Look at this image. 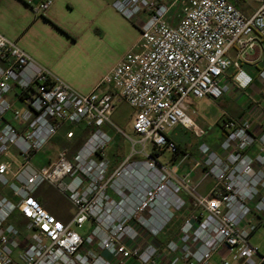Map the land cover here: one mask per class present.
Listing matches in <instances>:
<instances>
[{
    "label": "built area",
    "instance_id": "2783aa9c",
    "mask_svg": "<svg viewBox=\"0 0 264 264\" xmlns=\"http://www.w3.org/2000/svg\"><path fill=\"white\" fill-rule=\"evenodd\" d=\"M257 1L245 16L229 0H174L183 9L171 25L169 7L156 0H115L124 17H148L138 43L86 94L0 33V264H210L222 247H240L237 264H264L249 242L264 228V124L255 130L248 117L222 112L217 150L199 142L188 169L181 167L189 153L170 136L180 127L205 138L188 101L220 99L228 68L237 70V88L251 84L239 60L264 40V0ZM49 4L38 0L37 11ZM119 103L133 110L134 139L111 121ZM258 109L254 102L251 111ZM79 124L87 130L80 145L32 165L62 128ZM117 134L131 151L111 167L106 149ZM73 136L64 132L65 141ZM43 186L68 202V217L43 206ZM179 218L162 246L160 236Z\"/></svg>",
    "mask_w": 264,
    "mask_h": 264
},
{
    "label": "crops",
    "instance_id": "0c3cea01",
    "mask_svg": "<svg viewBox=\"0 0 264 264\" xmlns=\"http://www.w3.org/2000/svg\"><path fill=\"white\" fill-rule=\"evenodd\" d=\"M114 1L50 0L47 9L39 12L37 11L38 0H0V33L14 41L38 64L47 68L57 78L78 92L86 94L100 82L126 52L138 43L140 27L148 17L145 12H140L130 19L126 18L113 8ZM156 1L169 7L166 15L168 23L177 24L182 15L183 4L174 2V0ZM229 1L233 2V0ZM233 4L243 15L248 16L256 8L258 1L235 0ZM228 56L234 58L235 50H230ZM72 64H76L81 70L73 72ZM239 68L252 78V82L245 90H240L235 86L233 80L237 70L233 67L228 68L222 83L228 87L227 92H230L233 97L230 98V109L226 111L223 109L222 112L225 111L234 117H248L252 128L257 130L260 124H264V109L259 102L252 99L251 95L246 94V91L259 90L262 92L264 90V80L260 77V72L264 68V40H260L254 51L239 60ZM104 89L105 86H102L99 91ZM241 93L246 95L244 101H239L235 97ZM196 101L204 103L212 100L209 98L190 99L189 106L196 104ZM254 102L259 104V109L251 111ZM22 105L20 101L15 102V106L18 108ZM194 122L198 124L197 121ZM220 122L218 123L219 127ZM66 130H71L74 134L69 142L64 139ZM86 134L87 130L82 124L67 126L58 132L51 145H56L58 149L67 146L73 150L80 145ZM173 136L178 135L174 132ZM173 136L171 137L173 138ZM173 139L175 140V138ZM175 142L180 144V140H175ZM218 143L214 147L213 143L209 146L217 150ZM118 154L120 156H107L111 167L116 166L122 159V155L119 152ZM190 166L189 161L183 169H188ZM199 174V171L192 173L193 181H197ZM208 187L201 193L204 194ZM180 220L179 218L173 222L169 229L160 236L159 240L162 246L174 235ZM224 250V247L220 248L212 258Z\"/></svg>",
    "mask_w": 264,
    "mask_h": 264
},
{
    "label": "rangeland",
    "instance_id": "374dc122",
    "mask_svg": "<svg viewBox=\"0 0 264 264\" xmlns=\"http://www.w3.org/2000/svg\"><path fill=\"white\" fill-rule=\"evenodd\" d=\"M73 65V64H72ZM78 66L73 65V72H78ZM246 94L251 95L254 101L259 102L260 106L264 109V90L262 92L258 91H246ZM223 96V95H222ZM244 93L238 94L235 96L238 98L239 101H244L246 99ZM231 97L233 95L230 92L225 93V95L216 101H196V104L189 106L190 109L187 114L188 116L197 121L199 125L203 126L206 129V136L204 139L199 140L194 138L191 133L183 131L179 127L174 128L170 132V135L173 136L174 132L178 136H173L175 140H180L179 144V151L182 154L183 152L189 153V159L185 161L181 168H184V165L190 161V164L194 161V159H198V154L196 152L197 146L199 142L204 141L208 145L213 143V147L216 146L221 139V130L218 126V123L221 120V113L223 109L229 110L231 104ZM132 115L133 110L125 103L117 104L114 112L111 116L112 123L122 132H124L130 139L135 138V134L132 131ZM202 121V124H200ZM111 135V133H109ZM63 145V144H62ZM77 145V143H76ZM75 145V146H76ZM58 147L52 144L45 150H42L36 159L34 160L33 164L35 167L46 165L49 161H52L56 157ZM118 151L122 157L127 156L131 151L130 142L126 139L120 137V135H116L112 141V144L106 149V154L108 157H112L114 155L120 156ZM164 157L167 158L169 155L167 153L164 154ZM182 171V170H181ZM210 184V180L207 179L204 183L201 184L199 190L204 192V189L208 187ZM41 195L44 197V204L46 209L54 214L56 217L65 219L71 213L70 205L66 200L60 197L56 192L50 189L47 186H43L40 190ZM86 226L82 230H78L79 232L85 230ZM249 242L258 247L261 253L264 252V228L258 227L256 232L252 234L249 239ZM224 252L215 255L211 260L210 264H237L239 262L238 259V252L240 247L234 248H224ZM216 253V252H215ZM214 253V254H215ZM222 258V260H221ZM176 264H184L183 262L179 261Z\"/></svg>",
    "mask_w": 264,
    "mask_h": 264
},
{
    "label": "trees",
    "instance_id": "16d2710c",
    "mask_svg": "<svg viewBox=\"0 0 264 264\" xmlns=\"http://www.w3.org/2000/svg\"><path fill=\"white\" fill-rule=\"evenodd\" d=\"M177 145H178V147H179V144H177ZM40 202H41V203L43 204V206L45 207V204H44V202H43V201H41V200H40Z\"/></svg>",
    "mask_w": 264,
    "mask_h": 264
}]
</instances>
